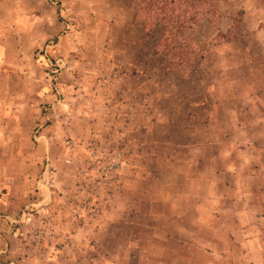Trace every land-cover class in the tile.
I'll list each match as a JSON object with an SVG mask.
<instances>
[{"label": "rangeland", "instance_id": "rangeland-1", "mask_svg": "<svg viewBox=\"0 0 264 264\" xmlns=\"http://www.w3.org/2000/svg\"><path fill=\"white\" fill-rule=\"evenodd\" d=\"M210 1L163 53L132 0H0V264H264V0Z\"/></svg>", "mask_w": 264, "mask_h": 264}, {"label": "trees", "instance_id": "trees-1", "mask_svg": "<svg viewBox=\"0 0 264 264\" xmlns=\"http://www.w3.org/2000/svg\"><path fill=\"white\" fill-rule=\"evenodd\" d=\"M145 30L162 29L158 50L174 53L188 32L201 20L219 21V11L210 0H132ZM178 59V57H177Z\"/></svg>", "mask_w": 264, "mask_h": 264}, {"label": "crops", "instance_id": "crops-1", "mask_svg": "<svg viewBox=\"0 0 264 264\" xmlns=\"http://www.w3.org/2000/svg\"><path fill=\"white\" fill-rule=\"evenodd\" d=\"M44 180H45V178L42 179L39 182V184H43ZM197 187H199V183H198ZM1 192H3V191L0 189V193ZM67 193H68V191H67ZM42 194H44L43 191H42ZM1 201H2V199L0 198V203H1ZM43 204L44 203L42 201H39V200H37L33 204H30L29 207L33 206L36 208L35 213L31 214L29 212H27V213L24 212L23 215L19 218L20 220L18 222L23 223L25 225L32 224V226L35 224H41L43 222V218L45 216V213L48 210V207L47 206L44 207ZM55 207L62 208L63 206H60L59 203H55L54 205H52V210ZM37 215H38V217H37ZM7 240H8V243H7L8 255L6 256V258L9 259V261H10V263H8V264H14L13 262H15L16 260H18L19 264H27L28 261L24 260L25 259L24 256L20 255V253H21L20 241L21 240L19 237H17L16 233L14 232L13 234L8 235ZM18 246H20V248ZM3 252L4 251H1L0 254ZM58 253H60V252L49 253L48 257H53V258H49L45 264H57L55 262V257L57 256ZM21 254H23V253H21ZM128 257H129V262H130L129 264H143V262L141 260V252L138 250L137 247L131 248V250H129ZM106 264H109V262H107Z\"/></svg>", "mask_w": 264, "mask_h": 264}]
</instances>
